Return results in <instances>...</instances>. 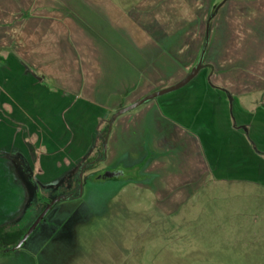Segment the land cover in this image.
Segmentation results:
<instances>
[{
  "label": "rangeland",
  "instance_id": "rangeland-1",
  "mask_svg": "<svg viewBox=\"0 0 264 264\" xmlns=\"http://www.w3.org/2000/svg\"><path fill=\"white\" fill-rule=\"evenodd\" d=\"M65 4L66 12L78 15L79 28L82 20L93 33L100 63L92 65L95 59L85 51L89 49L77 47L85 45L83 31L67 27L65 36L48 49L49 63L39 74L41 86L33 85L47 101H60L63 109L51 115L36 111L32 121L0 123V222L8 232L26 229L46 202L76 187L81 161L102 150L98 135L106 134L119 108L173 85L196 64L197 58L191 63L187 54L169 53L174 42L185 38L176 28H184L187 35L193 23L188 0ZM112 24L122 25L120 34ZM129 24L140 30L130 31ZM125 32L131 36L125 44L128 52L124 50L129 54V79L114 51ZM159 37L162 56L154 50ZM57 55L66 62L56 64ZM58 67H64L63 80L46 79L45 74H55ZM4 68L0 64V71ZM197 80L118 116L105 159L84 171L82 193L57 202L22 247L0 254V264H264V186L249 176L209 172L197 150L192 166L191 158L176 149L169 135L160 134L164 130L155 122L154 105L172 95L186 98ZM97 115L98 127L93 123ZM52 116L60 124L49 135L39 126ZM20 158L39 183V192L17 170ZM107 170L119 174L95 179Z\"/></svg>",
  "mask_w": 264,
  "mask_h": 264
},
{
  "label": "crops",
  "instance_id": "crops-1",
  "mask_svg": "<svg viewBox=\"0 0 264 264\" xmlns=\"http://www.w3.org/2000/svg\"><path fill=\"white\" fill-rule=\"evenodd\" d=\"M187 5L193 23L187 35L184 28H176L177 35L185 38L174 42L169 53L177 57L187 54V61L192 57L190 62L197 58V63L209 31L204 66L191 80L199 78L186 98L172 95L168 102L154 105L155 122L164 130L160 134L167 138L169 135L171 143H177L176 149L191 158L192 166L197 150L209 172L212 169L217 175L249 176L264 186V0H188ZM66 6L65 0H0V54L5 52L0 64L6 67L0 71V123L32 121L36 111H49L51 115L63 109L60 101H47L33 85L41 86L39 74L49 63L48 49L65 36L67 27L83 31L85 45L77 43V47L89 49L85 51L90 60L95 59L92 65H99L93 33L85 29L82 20L86 31L79 28L78 15L66 12ZM129 25L130 31L140 30V26ZM112 26L119 34L123 29L120 24ZM130 38L125 32L114 46L127 79L131 73L125 66L129 63V54L125 53L129 46L125 44ZM159 42L163 43L160 37L155 39L154 50L162 56L164 43L158 47ZM57 57L56 64L66 62L65 57L54 58ZM61 68L64 67H58L55 74L46 73V79L63 80ZM98 115L93 121L97 127ZM53 118L40 121L39 127L47 128L49 135L60 124L57 117ZM93 135L96 139L97 133ZM166 145L164 139L162 147ZM19 168L17 165L20 172Z\"/></svg>",
  "mask_w": 264,
  "mask_h": 264
},
{
  "label": "water",
  "instance_id": "water-1",
  "mask_svg": "<svg viewBox=\"0 0 264 264\" xmlns=\"http://www.w3.org/2000/svg\"><path fill=\"white\" fill-rule=\"evenodd\" d=\"M208 40H209V31H207V36H206V40L204 43V46L202 48L200 57L196 63V65H194V67L191 69V71L180 81L174 83L173 85L155 90L153 92H150L148 94L143 95L142 97L138 98L137 100L133 101L132 103L119 108L111 117V122L109 125V130H108V135L109 132L111 130L112 124L115 121L116 118H118V116L130 112L136 108H138L139 106H141L142 104L151 101L153 99L158 98L159 96L165 95L167 93L173 92L175 90H178L182 87H184L186 84H188L197 74L198 72L201 70V68L204 66V57H205V52L208 46ZM108 135L105 138V143H104V151L105 153H107V141H108ZM84 169L85 167L82 166L79 169L78 172V178L80 180L79 183V191L78 193L81 194L82 190H83V175H84ZM116 174L113 171H106L103 174H98L95 179H107V178H112L114 177ZM73 197L72 193H67L65 195H61L58 197L53 198L52 200L48 201L46 203V205L44 206V208L42 209V211L37 215V217L35 218V220L31 223V225L27 228V230L25 231V233L23 234L22 238L13 246L8 247L3 249V251L5 253L10 252V251H15L17 249H19L20 247H22V245L30 238V236L34 233V231L36 230V228L38 227V225L43 221V219L45 218V216L47 215V213L50 211V209L59 201L66 199V198H70Z\"/></svg>",
  "mask_w": 264,
  "mask_h": 264
},
{
  "label": "trees",
  "instance_id": "trees-1",
  "mask_svg": "<svg viewBox=\"0 0 264 264\" xmlns=\"http://www.w3.org/2000/svg\"><path fill=\"white\" fill-rule=\"evenodd\" d=\"M110 122H111V118L109 119V124L107 125L106 134L105 135H101V134L98 135L99 139L101 140L102 146H103V142H104L105 137L108 135ZM96 133H97V131H96ZM17 161H18V165H19L20 169L23 171L27 181L32 183V179H34L35 183L38 186H40L39 183L37 182V180L33 177L32 173L29 172L30 169L28 168L29 166L27 165L25 159L20 158ZM72 194L74 197L75 196L74 192H72ZM26 229L14 231V232H8V231H6L5 226H0V254L5 253L3 251V249L15 245L22 238Z\"/></svg>",
  "mask_w": 264,
  "mask_h": 264
},
{
  "label": "flooded vegetation",
  "instance_id": "flooded-vegetation-1",
  "mask_svg": "<svg viewBox=\"0 0 264 264\" xmlns=\"http://www.w3.org/2000/svg\"><path fill=\"white\" fill-rule=\"evenodd\" d=\"M106 138V137H105ZM104 143H105V139H104V142H103V146H102V150L101 151H98L97 153H96V155L94 156V157H85L82 161H81V163H80V165H79V168H78V171H77V173H76V176H75V181H76V187L71 191V192H69V193H72V192H74V197H76L77 195H78V191H79V183H80V180H79V178H78V172H79V169L82 167V166H84L85 167V169H84V171L90 166V165H92V164H95L96 162H98V161H101V160H104L105 159V157H106V153H105V151H104ZM22 171V170H21ZM108 171V170H107ZM111 171V170H110ZM113 172H115V174L117 175V174H119V173H117L118 171H115V170H112ZM23 172V171H22ZM99 174H103V173H99ZM98 175V174H97ZM96 175V176H97ZM115 175V176H116ZM114 176V177H115ZM114 177H112V178H114ZM31 185H32V187L34 188V189H36V192H39L40 191V186H38L36 183H35V181H34V179H32V183H30ZM47 203V202H46ZM46 205V204H45ZM44 205V206H45ZM44 208V207H43ZM30 226V225H29ZM27 230V229H26Z\"/></svg>",
  "mask_w": 264,
  "mask_h": 264
}]
</instances>
